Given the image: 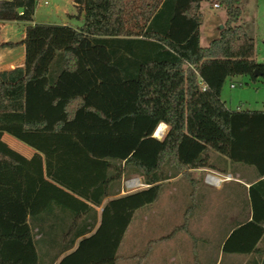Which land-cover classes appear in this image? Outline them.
I'll list each match as a JSON object with an SVG mask.
<instances>
[{
  "label": "trees",
  "instance_id": "16d2710c",
  "mask_svg": "<svg viewBox=\"0 0 264 264\" xmlns=\"http://www.w3.org/2000/svg\"><path fill=\"white\" fill-rule=\"evenodd\" d=\"M71 1L76 25L30 23L35 0H0L1 21L27 23L19 42H0L23 46L21 73L0 71V264H117L162 181L194 186L190 169L237 164L257 180L240 184L250 215L221 251L264 264V111L219 98L226 78L264 72L237 24L247 0H206L225 13L206 46L202 0ZM130 175L146 187L119 194ZM149 247L127 259L141 264Z\"/></svg>",
  "mask_w": 264,
  "mask_h": 264
},
{
  "label": "rangeland",
  "instance_id": "374dc122",
  "mask_svg": "<svg viewBox=\"0 0 264 264\" xmlns=\"http://www.w3.org/2000/svg\"><path fill=\"white\" fill-rule=\"evenodd\" d=\"M199 12V44L204 46L218 35L225 13L222 7H214L206 0L200 2ZM70 13H75L71 0H46L45 4L40 1L35 5L37 19L48 23L58 24L64 20L68 24H78L79 20L66 18ZM237 24L242 25L253 40V59L264 64V0L243 3ZM20 34L19 22L0 24V39L13 40ZM19 50L18 47H9L1 53L7 52L3 55L7 61H16ZM219 98L232 110L264 111V75H258L254 80L245 75L226 78ZM165 130L166 126L159 137H154L160 138ZM214 155L209 151V160L213 161ZM234 168L237 174L230 173L231 170L222 174L211 168L189 171V176L197 179L194 186L179 174L162 181L156 200L149 207L136 211L128 225L122 237L117 264H134L135 259H127V256L140 252L148 243L150 247L141 264H241L246 257L226 254L221 251L220 244L227 229L241 219L236 209L240 214L246 212L239 204L241 185L234 182L232 176L248 178L253 170L239 164ZM205 172L230 177L213 185L203 181ZM133 176L121 179L119 194L146 187L126 189L124 181ZM185 210L192 213L186 220ZM183 223L185 228L179 229Z\"/></svg>",
  "mask_w": 264,
  "mask_h": 264
},
{
  "label": "crops",
  "instance_id": "0c3cea01",
  "mask_svg": "<svg viewBox=\"0 0 264 264\" xmlns=\"http://www.w3.org/2000/svg\"><path fill=\"white\" fill-rule=\"evenodd\" d=\"M72 5H73L74 11H75V5H74L73 2H72ZM74 15H75V13L67 14V17L66 18L75 20ZM6 21H14V20H6ZM3 22H5V20L0 21V24H2ZM17 22H19L21 24V34H20V36H18L16 39H13V40L12 39H9V38L8 39H6V38L5 39H0V42L1 43L2 42H6V41H10V42H14L15 43V42H19L22 39V37H23V29H24L25 24H27V23L21 22V21H17ZM34 22H45V23H48L46 21H40V20L37 19L36 15H35V7H34V10H33L32 20L30 21V23H34ZM58 24H68V23H66L64 20H62ZM70 25H76V24H70ZM208 41H207V43H208ZM204 46H206V45H204ZM13 47H18L20 49L19 50L20 55H19V57L17 58L16 61H7L6 58L3 57L4 53H7V52H4V53H1V52H3V49L9 48V47H1L0 48V71L1 70L7 71V72L16 71L17 73H21V71H22V63H23V46L18 43L16 45L12 46V48ZM4 51H6V50H4ZM161 124H163V123H161ZM201 170H202L201 168H194V169H190L189 171H201ZM235 174H237V172ZM237 176H238V178L237 177H234L233 178V181L236 182V183H239V184L243 185L245 188L249 185V183L255 182L257 180V179H254V178L239 177V175H237ZM133 177H137L139 179V181H140V178L138 176H133ZM190 178H192V176H190ZM192 179H194V180L197 181V179H195V178H192ZM99 209H100V206L99 207H96V210L97 211H99ZM236 213H237V216L240 217V215H241L240 214V211H238L236 209ZM244 215H245L246 218H248L249 215H250L249 211L248 212H245Z\"/></svg>",
  "mask_w": 264,
  "mask_h": 264
},
{
  "label": "built area",
  "instance_id": "2783aa9c",
  "mask_svg": "<svg viewBox=\"0 0 264 264\" xmlns=\"http://www.w3.org/2000/svg\"><path fill=\"white\" fill-rule=\"evenodd\" d=\"M42 2L43 4L46 3V0H35V5L37 4V2ZM216 5H214L215 7ZM1 21V20H0ZM232 86V85H230ZM229 175H220V174H213V173H210V172H205L204 173V176H203V181L205 183H208V184H213V185H216L218 184L219 182H221L223 179H229ZM136 181H139V179L137 177H129L127 178L124 183H123V186L126 188V189H135L139 186H141L140 183H136ZM144 185V184H142Z\"/></svg>",
  "mask_w": 264,
  "mask_h": 264
},
{
  "label": "water",
  "instance_id": "95a60500",
  "mask_svg": "<svg viewBox=\"0 0 264 264\" xmlns=\"http://www.w3.org/2000/svg\"><path fill=\"white\" fill-rule=\"evenodd\" d=\"M253 74H254L255 76H258V75H264V72H260V71L254 70ZM33 152H34V150H33ZM33 152H32V153H33Z\"/></svg>",
  "mask_w": 264,
  "mask_h": 264
},
{
  "label": "bare ground",
  "instance_id": "6f19581e",
  "mask_svg": "<svg viewBox=\"0 0 264 264\" xmlns=\"http://www.w3.org/2000/svg\"><path fill=\"white\" fill-rule=\"evenodd\" d=\"M136 183H140L142 185V183L140 181H136Z\"/></svg>",
  "mask_w": 264,
  "mask_h": 264
}]
</instances>
